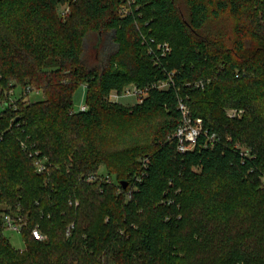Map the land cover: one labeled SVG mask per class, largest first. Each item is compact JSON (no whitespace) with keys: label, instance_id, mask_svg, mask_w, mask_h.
<instances>
[{"label":"trees","instance_id":"1","mask_svg":"<svg viewBox=\"0 0 264 264\" xmlns=\"http://www.w3.org/2000/svg\"><path fill=\"white\" fill-rule=\"evenodd\" d=\"M177 1L0 0V264H264V0ZM131 84L141 102L111 99ZM180 99L216 135L185 153Z\"/></svg>","mask_w":264,"mask_h":264},{"label":"built area","instance_id":"2","mask_svg":"<svg viewBox=\"0 0 264 264\" xmlns=\"http://www.w3.org/2000/svg\"><path fill=\"white\" fill-rule=\"evenodd\" d=\"M162 54L166 55L169 52L168 46L164 45L162 48ZM159 88H166L168 87V83L162 82L158 85ZM15 90L10 91L9 96L12 98ZM35 94L38 92H34ZM123 93L126 94H133L137 97L138 101L141 102L143 98L148 94L146 88H138L137 86L131 84L128 85L123 91ZM122 95H119L114 92V94L111 95V99L114 101H118L119 97H122ZM13 100V98H12ZM179 109L181 111V121L179 125L177 126L174 136L177 139V149L181 153L188 152V150H192L194 146L196 145L198 139L201 136V133L207 134V131L204 129V120L201 118H194L191 114V110L189 106L184 102L183 99H180L178 102ZM81 111H86V106H82L80 108ZM244 110L241 109H235V108H229V110L226 111V115L228 118H240L243 114ZM208 135V134H207ZM209 141H214L216 139V135L213 134L211 136L208 135ZM23 149L28 150V147L26 144H23ZM30 155L34 158V165L36 169L40 173H45V171L48 170V159L46 157H40L38 152H30ZM96 179H98L97 175L91 174L88 176L86 181L93 182ZM108 175H103V177L100 180L110 181ZM4 227L5 230H9L12 232H21L24 228L25 222L23 217L18 214L16 216H13L11 213H5L4 214ZM67 235L70 234V228L68 229ZM32 236L38 240V241H45L46 236L41 232V229L38 225H35V227L32 230Z\"/></svg>","mask_w":264,"mask_h":264},{"label":"rangeland","instance_id":"3","mask_svg":"<svg viewBox=\"0 0 264 264\" xmlns=\"http://www.w3.org/2000/svg\"><path fill=\"white\" fill-rule=\"evenodd\" d=\"M177 5L180 7L181 9V13L186 15L187 14V5H185L184 0H178L177 1ZM58 12L59 14H65L67 13L68 10V6L67 5H62L60 4L58 6ZM93 38L94 41H92L90 44L86 46V61L91 64L94 60L95 57H98V55H104L108 52V50L110 49V47L112 46L111 41H110V37H107L106 35H100V36H94ZM19 88L15 89V94L19 92ZM124 91V90H123ZM87 86L85 85H81L79 86L75 92L73 93V103H74V110H80V108L82 106H85V100L87 97ZM14 95V94H13ZM30 99L32 101H36V100H40L42 99V95L40 93H31L30 94ZM13 98V96H12ZM138 101L137 97L134 96L133 94H126L123 93L122 97H119L118 102L121 103L122 105H132V104H136ZM1 109V107H0ZM100 174L102 173H106V170H104L103 168L100 170L99 172ZM5 236L8 237L9 242H11L12 246L16 249V250H23L25 248V241H23V237L21 235V233L19 232H12L9 230H5Z\"/></svg>","mask_w":264,"mask_h":264},{"label":"crops","instance_id":"4","mask_svg":"<svg viewBox=\"0 0 264 264\" xmlns=\"http://www.w3.org/2000/svg\"><path fill=\"white\" fill-rule=\"evenodd\" d=\"M112 94H114V93H112Z\"/></svg>","mask_w":264,"mask_h":264}]
</instances>
